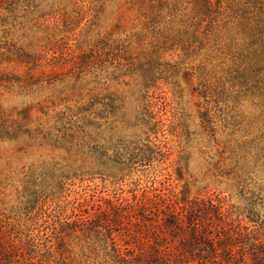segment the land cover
<instances>
[{
	"label": "rangeland",
	"instance_id": "obj_1",
	"mask_svg": "<svg viewBox=\"0 0 264 264\" xmlns=\"http://www.w3.org/2000/svg\"><path fill=\"white\" fill-rule=\"evenodd\" d=\"M167 1L179 2L187 14L198 7L194 0H32L14 11L0 8V109L39 129L17 141L0 139V212L12 223L15 217L25 223L31 171L53 165L47 186L36 187L40 201L32 214L42 206V222L53 213L93 216L99 206L131 201L154 188L243 209L236 186L217 168L229 155L220 153L229 132L223 118H250L256 111L249 97L241 95L231 111L232 103L217 105L212 93L230 63L217 43L234 36L241 41L236 26L226 22L242 0H213L191 48L195 53L169 49L158 39L165 24L154 22L155 12H168ZM157 49L162 58L144 67L152 71L146 88L142 69L128 66L134 58L145 62L142 57ZM32 64L37 77L30 86L1 79L25 75ZM207 111L214 135L204 119ZM103 145L114 154L113 174L91 173L96 161L90 153ZM259 211L264 219V206Z\"/></svg>",
	"mask_w": 264,
	"mask_h": 264
},
{
	"label": "trees",
	"instance_id": "obj_2",
	"mask_svg": "<svg viewBox=\"0 0 264 264\" xmlns=\"http://www.w3.org/2000/svg\"><path fill=\"white\" fill-rule=\"evenodd\" d=\"M29 1L0 0V8L14 11ZM194 2L198 7L192 14L180 11L179 2L168 1V12L164 7L155 12L154 22L165 24L158 39L169 44L167 48L176 45L187 53L193 51L198 28L213 9V0ZM230 10L233 17L226 24L236 26L234 33L241 41L234 36L217 43L220 53L227 51L230 63L216 79L212 93L217 105L222 102L228 108L232 103L231 111L236 110L241 95L249 97L256 112L250 118L241 114L223 118V127L229 132L220 153L229 155L222 167L216 166L236 186L246 203L243 209H225L220 199L190 200L187 191L180 195L154 188L134 195L131 201L118 199L116 204L99 206L93 216L53 213L42 222L47 213L42 206L32 214L40 201L36 187L47 186L46 179L54 175L50 173L53 165L47 171L30 173L33 191L25 201V223L21 217L12 223L10 216L0 212V264H264V219L259 211L264 206V0H242ZM142 58L146 61L132 59L128 70L142 69L148 88L152 71L144 67L162 58V53L152 50ZM36 66L27 65L25 75L10 73L1 79L30 86L36 83ZM117 100L112 99L111 108ZM218 110L225 114L223 106ZM208 111L204 119L214 135L217 129ZM38 130L0 109L1 140L17 141ZM109 151L103 145L90 153L96 161L91 173L113 174L110 160L114 154ZM77 170L83 172V168ZM65 174L59 177H68Z\"/></svg>",
	"mask_w": 264,
	"mask_h": 264
}]
</instances>
